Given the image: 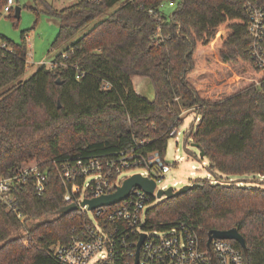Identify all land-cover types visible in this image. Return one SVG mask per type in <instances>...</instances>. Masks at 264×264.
Returning a JSON list of instances; mask_svg holds the SVG:
<instances>
[{"label":"trees","instance_id":"trees-1","mask_svg":"<svg viewBox=\"0 0 264 264\" xmlns=\"http://www.w3.org/2000/svg\"><path fill=\"white\" fill-rule=\"evenodd\" d=\"M36 1L58 21L52 48L91 27L54 58V68L42 66L25 81V41L2 37L11 51L0 50V174L36 165L46 180L41 193L30 181L17 187L22 223L0 204V264H62L50 248L67 244L80 218L77 211L60 213L65 188L55 165L115 162L120 153L162 159L182 111L195 114L185 137L216 180L197 179L184 194L152 198L146 227L235 229L244 264H264V188L252 186L259 178L264 186V73L249 53L244 9L254 2L264 12V0H99L61 9ZM166 3L174 6L168 17ZM8 15L18 21L14 9ZM143 78L153 84V103L135 90Z\"/></svg>","mask_w":264,"mask_h":264},{"label":"built area","instance_id":"built-area-1","mask_svg":"<svg viewBox=\"0 0 264 264\" xmlns=\"http://www.w3.org/2000/svg\"><path fill=\"white\" fill-rule=\"evenodd\" d=\"M63 1L74 4L79 1L95 3L99 0ZM16 4L15 0H6L3 5L0 4V15H7ZM244 9L248 15L247 31L251 39L249 53L256 66L264 73V12L254 2L245 3ZM149 13L154 14L152 11ZM0 50L11 51L1 36ZM54 67L53 64L50 66ZM178 128L173 127L169 137L179 136ZM134 168L144 169L145 174L141 175L156 182L152 197L133 188L127 199L115 205L94 210H89L87 205H80L84 200L114 193L127 178L124 174ZM55 171L65 188L63 200L66 206L75 204L80 218L71 230L69 242L50 248L62 264H135L137 252V264H244L241 247L236 248L232 241L216 238L208 243L209 232L204 233L201 228L185 223H178L164 230H150L146 227V211L151 199L158 201L155 198L156 192L167 189L157 188V185L170 171L158 153H152L146 159L132 160L120 153L115 162L99 158L76 159L73 165H55ZM77 178H82L81 186L76 184ZM45 180V173L36 165L21 167L11 177L0 174L1 206L22 223L24 217L18 211L15 201L17 187L30 181L36 192L41 193ZM142 237L143 241L138 248Z\"/></svg>","mask_w":264,"mask_h":264},{"label":"rangeland","instance_id":"rangeland-1","mask_svg":"<svg viewBox=\"0 0 264 264\" xmlns=\"http://www.w3.org/2000/svg\"><path fill=\"white\" fill-rule=\"evenodd\" d=\"M15 1L17 4L14 8H20V17L18 21H13L8 14L0 15V36L16 44L21 43L22 40L25 41L27 46L26 69L19 80L25 81L42 66L49 69L54 58L75 42L82 34L87 32L91 26L82 29L65 44L59 45L57 48H52V44L58 33V21L47 16L41 10V5L36 0ZM43 1L56 9H61L70 5L63 0ZM118 5L119 4H116L110 8L108 13L113 12ZM173 9V5L169 6V4L166 3L162 11L166 14V17H168ZM23 33L24 36H22ZM223 72H225V70H223ZM227 72H229V70H227ZM232 72L234 75H237L239 74V69L236 71L232 70ZM233 80L235 81L236 78L234 77ZM230 81L231 80H228V82ZM181 117L183 118V123L178 128L180 134L176 138L170 137L168 139L166 151L162 158V161L170 168V171L168 174L164 175V178L158 183L157 188L164 187L166 189L172 187L174 190H179L184 186L191 185L197 179L208 178L211 181L216 180L207 170L209 166L208 161L205 158L199 157V151L192 147V142L186 140L185 137V133L191 126L195 114L182 111ZM134 174H145V170L134 168L124 174V176L129 177ZM89 180L91 179H88V181ZM221 180L225 181V177ZM258 180L263 179L259 178ZM258 180L255 181V185L257 186H252L264 188L261 181ZM88 215L90 216L91 214Z\"/></svg>","mask_w":264,"mask_h":264},{"label":"water","instance_id":"water-1","mask_svg":"<svg viewBox=\"0 0 264 264\" xmlns=\"http://www.w3.org/2000/svg\"><path fill=\"white\" fill-rule=\"evenodd\" d=\"M14 10H15V17L17 19H19L20 8L15 7ZM57 84H60V82L57 81ZM134 87H135L137 94H139L143 98L147 99L150 103L154 102L155 89H154L153 84L150 81V79L143 78V79L135 80ZM191 146L196 148L199 151V157L200 158H204L203 152L199 149V147L197 145L192 143ZM155 187H156V182L153 179H149L148 177H143L141 174H134V175L127 177L122 182L120 187L117 188V190L114 193H112L110 195L102 196L99 198L91 199V200H84L83 202H81L80 205L82 207L87 205L89 210H94V209L102 207V206L115 205V204L127 199L129 194H130V191L133 188H138V189L142 190L147 196L152 197ZM191 187H192L191 185H187V186H184V187L180 188L179 190H175V191L172 187L167 188L166 190H158L156 192L155 198L158 201H160L162 199L173 198V197L179 196L181 194H184ZM77 209H78V207L75 204H70V205H67L64 208H62L60 210V213L61 214H68L70 212L76 211ZM212 238L234 241L244 251V248H245L244 247V240L235 229H232L229 231H210L208 233V243L211 241ZM142 241H143V237L138 244V248H139L140 244L142 243ZM137 258H138V252H137L136 258H135V264H137Z\"/></svg>","mask_w":264,"mask_h":264}]
</instances>
